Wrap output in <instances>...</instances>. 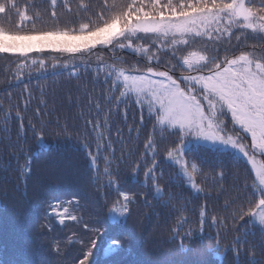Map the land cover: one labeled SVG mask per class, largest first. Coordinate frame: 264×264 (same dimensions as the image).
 <instances>
[{
  "label": "trees",
  "instance_id": "trees-1",
  "mask_svg": "<svg viewBox=\"0 0 264 264\" xmlns=\"http://www.w3.org/2000/svg\"><path fill=\"white\" fill-rule=\"evenodd\" d=\"M112 2L0 0V38H74L112 24L125 31L139 19L231 4ZM244 4L264 19V0ZM149 40L124 35L62 58L0 50V264H79L86 252L87 264H264V228L251 222L264 194L250 164L191 143L182 153L190 186L167 157L184 141L181 131L161 124L150 92L128 81L152 70L187 90L181 76L193 72L180 62L187 51H203L214 64L264 50V33L238 29L213 48L196 37L181 53ZM127 41L148 45L151 58L119 47Z\"/></svg>",
  "mask_w": 264,
  "mask_h": 264
},
{
  "label": "rangeland",
  "instance_id": "rangeland-1",
  "mask_svg": "<svg viewBox=\"0 0 264 264\" xmlns=\"http://www.w3.org/2000/svg\"><path fill=\"white\" fill-rule=\"evenodd\" d=\"M238 29L259 35L264 33V19L250 12L244 0H231L226 8L200 11L189 17L139 19L130 23L125 31L112 24L96 33L74 38L52 35L2 37L0 50L13 54L38 50L55 54L76 53L95 46H108L124 35H142L156 47L167 50L163 46L167 41L171 47H179L181 53L192 48L196 37L213 44L228 39ZM207 46L216 47L214 44ZM119 47L148 58L152 55L148 45L127 41ZM261 57H264V50H248L210 64L206 53L189 50L180 57L181 64L193 72L181 76L187 90L179 88V82L164 72L149 70L128 77L131 87L139 94L143 90L150 92L160 107V123L181 131L184 141L167 157L180 167L190 186H194V182L182 153L191 143H201L242 156L254 172L259 192L264 194V60ZM67 59L74 62L72 58ZM227 118L233 124H228ZM262 220L264 198L251 213V222L264 228Z\"/></svg>",
  "mask_w": 264,
  "mask_h": 264
},
{
  "label": "snow or ice",
  "instance_id": "snow-or-ice-1",
  "mask_svg": "<svg viewBox=\"0 0 264 264\" xmlns=\"http://www.w3.org/2000/svg\"><path fill=\"white\" fill-rule=\"evenodd\" d=\"M189 175H191V174L189 173ZM65 212H67V209H65ZM262 222H264V220H262ZM88 256H89V253L86 252L84 254V258L82 260H80L79 264H87Z\"/></svg>",
  "mask_w": 264,
  "mask_h": 264
},
{
  "label": "clouds",
  "instance_id": "clouds-1",
  "mask_svg": "<svg viewBox=\"0 0 264 264\" xmlns=\"http://www.w3.org/2000/svg\"><path fill=\"white\" fill-rule=\"evenodd\" d=\"M113 3H115V0H113L112 3H109V4H108V7H109V8H112V7H113ZM245 214H247V213H245ZM261 223H262V225H264V222H261Z\"/></svg>",
  "mask_w": 264,
  "mask_h": 264
},
{
  "label": "water",
  "instance_id": "water-1",
  "mask_svg": "<svg viewBox=\"0 0 264 264\" xmlns=\"http://www.w3.org/2000/svg\"><path fill=\"white\" fill-rule=\"evenodd\" d=\"M31 53V51H29V52H26V53H23L22 55H21V57H24V56H27V55H29ZM67 56V55H66ZM62 57V56H61Z\"/></svg>",
  "mask_w": 264,
  "mask_h": 264
}]
</instances>
